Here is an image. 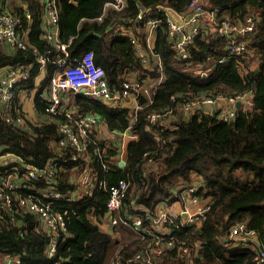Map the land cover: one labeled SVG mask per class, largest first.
I'll return each instance as SVG.
<instances>
[{
  "label": "trees",
  "instance_id": "16d2710c",
  "mask_svg": "<svg viewBox=\"0 0 264 264\" xmlns=\"http://www.w3.org/2000/svg\"><path fill=\"white\" fill-rule=\"evenodd\" d=\"M108 1L56 0L59 41L68 44L69 53L77 58L92 51L112 87L121 89L124 81L135 76L141 84L152 88L159 77L158 69L149 70L143 66L128 37L110 34L115 21L129 19L141 10L137 0H127L121 10L111 6L105 9ZM140 1L145 8L165 4L180 13H185L192 2ZM205 3L219 16L233 21H242L248 14L259 16L258 29L244 56H229L224 63H210L209 74L202 76L194 68L197 61L210 54L224 53V41L217 40L213 33L204 39L197 37L192 57L179 60L166 24H162L154 51L162 58L165 78L153 99L140 93L139 102L143 107L137 111L130 107L112 108L81 93L71 91L67 95L68 102L73 100L68 103L69 107L77 112L95 114L106 121L109 128L119 132L131 125L137 135L128 143L124 167L113 158L120 153L119 142L102 143L107 151L108 172H102L99 157L91 147L89 149L99 178L109 185L120 179L129 181L128 195L113 213L115 216L123 219L137 212L133 210L132 199L145 206L148 212L153 211L157 203L167 200L177 182H197L198 194L211 198V208L200 227L188 226L173 232L174 239L187 242L189 250L184 252L176 245L156 255L147 247L150 236L139 237L125 228L122 221L115 224L112 233L103 230L95 219L103 218L107 212L109 193L96 189L90 197L61 200L55 204L56 209L66 211L67 227L61 231L56 254L52 257L46 249L53 236L38 226L33 212L22 209L17 200H13L15 212L12 215L1 216L3 210L0 209V252L20 256L23 264H111L115 261L127 264L138 252L150 254L157 264H264V259L257 255L259 249L264 250V0H205ZM5 6L19 17L23 31L29 25L28 46L11 47L0 43V70L5 66L29 67L28 88H37L34 96L37 118L28 120L29 128H16L6 122L0 106V154H18L40 167L56 160L59 188H78L75 181L82 171L70 170L78 166V162H66L65 151L56 144L60 136L59 124L65 120V115L57 114L52 119L46 115L47 88L62 68L60 60L64 52L44 37L46 13L41 0H0V11ZM27 12L31 19L27 18ZM159 14L165 16L164 12ZM39 55L45 57L44 64L39 62ZM255 58L259 71L251 67ZM42 68L46 74L36 84ZM218 90L229 94L248 93L236 118L222 120L213 107L186 112L177 108L178 104L171 97L175 93L193 97ZM172 105L176 108L174 113L179 110L176 115H166L158 125L150 122L147 117L150 111ZM10 167L0 164V174L10 171ZM45 186L42 180L34 179L27 182V187L19 188V193L26 197L37 194L36 191ZM241 222L255 229L257 238L248 240L238 236L229 240L227 234ZM198 228H201L200 233ZM128 264L144 263L133 260Z\"/></svg>",
  "mask_w": 264,
  "mask_h": 264
},
{
  "label": "built area",
  "instance_id": "2783aa9c",
  "mask_svg": "<svg viewBox=\"0 0 264 264\" xmlns=\"http://www.w3.org/2000/svg\"><path fill=\"white\" fill-rule=\"evenodd\" d=\"M41 2L49 21L44 37L55 42L57 48L64 52V57L60 60L62 68L53 76L47 88L46 115L50 119L57 114L65 115V120L59 124L60 136L56 144L65 151L66 162H78L79 167L73 166L70 170L74 172L81 170L82 172L75 181L78 188L61 190L55 173L56 160H51L40 167L26 161L18 154L11 152L0 154V156L5 157V159H0V164L11 166L10 171L0 174V209L3 210L1 216L4 214L12 215L15 212L12 208V202L15 199L19 207L33 212L39 223L38 226L42 230L49 231L53 236L46 249L48 256L52 257L56 254L61 231L67 227L66 211L56 209L55 204L61 200L72 201L90 197L96 189H99L109 193L107 212L104 217L109 218L112 224H118L122 221L139 237L145 239L150 236L147 247L152 248V252L156 255L160 254L163 249L172 248L176 245L179 249L187 252L189 250L188 243L176 241L173 232L188 226L200 227L206 220L211 208V198L198 194L199 186L196 182H180L175 183L174 190L165 200L169 205L157 206L151 212H142L140 205L132 199L133 210L137 212L132 213V215H125L123 219L115 216L113 213L119 210L128 195L129 181L120 179L117 183L109 185L105 179L99 178L89 149L91 147L93 153L99 157L102 172H108L109 165L105 162L107 151L106 148L102 147V143L110 141H103L98 131L103 120L95 114L79 113L74 108L69 107L67 95L71 91L81 93L112 108L125 107L124 104L128 97L134 96L130 108L137 111L143 107L139 102L140 93L143 92L148 98L153 99L159 84L165 78L162 58L154 51L158 30L162 24H166L167 33L179 60H187L192 57L191 51L197 37L204 39L213 33L217 40L224 41L222 45L224 53L217 56L207 55L203 60H198L194 66L199 74L207 76L210 63H224L229 56L242 57L249 51L253 34L258 29L260 22L259 16L248 14L242 21H233L226 16H219L215 10L208 8L205 0H192L185 13H180L174 9L180 16L179 20L169 11L172 7L165 4L140 8L141 10L135 16L125 19V22H130L132 25L121 23L114 28L118 35L127 36L130 39L136 56L143 66L149 70L154 69V65L150 64V56L156 57L159 77L152 83V88L147 84H141L137 79H128L123 82V87L119 89L116 86L112 87L106 79L105 70L102 65L96 63L92 51L84 52L76 60L70 59L68 44L60 42L58 39L59 15L56 0H41ZM126 5L127 0H110L105 4V9L111 6L121 10ZM23 6L24 8L27 7L26 4ZM159 12H164L165 16H161ZM27 18L31 19V14L28 12ZM138 27L143 29L142 35L135 33V28ZM22 28L19 17L15 16L5 6L0 11V43L26 48L28 46L29 25L25 27L24 31ZM38 59L41 64L46 61L42 55H39ZM30 77L31 72L28 66H5L0 70L1 111L6 122L16 128H29L22 100L28 98L31 93V89L28 88ZM248 96V93L229 94L218 90L193 97L183 93H175L171 97L172 101L178 104L177 108L180 107L186 112L195 108L203 109L211 106L215 108L220 119L227 121L236 118L238 110L236 103L238 101L243 103ZM174 109L176 108L173 105L169 108L155 109L150 111L147 117L152 124L158 125L159 120L166 115H176L179 110L174 113ZM125 133L129 134L132 140L137 137L131 129V125L120 134L124 135ZM118 141L120 146V140ZM122 152L123 147L120 146V153L113 156L118 164L119 160L126 161V158H121ZM34 179L42 180L46 186L36 191L37 194L31 193L26 197L21 195L19 188L27 187V182ZM38 194H42L44 198ZM176 202L180 204L177 210L173 207ZM238 236L252 240L257 238V232L241 222L233 226L227 234L229 240H234ZM257 255L264 259V250L259 249ZM8 258L5 264H23L18 255H9ZM133 260H141L144 264H157L150 254L146 255L144 252L136 253L128 259V262ZM111 264H119V261Z\"/></svg>",
  "mask_w": 264,
  "mask_h": 264
},
{
  "label": "crops",
  "instance_id": "0c3cea01",
  "mask_svg": "<svg viewBox=\"0 0 264 264\" xmlns=\"http://www.w3.org/2000/svg\"><path fill=\"white\" fill-rule=\"evenodd\" d=\"M140 6V5H139ZM115 23V25H114V27H116V25H118V24H121V23H126V24H128L127 22H125V19L124 18H120V19H118L117 21H115L114 22ZM48 25H49V21H48V17H47V15H46V21H45V23H44V27L47 29L48 28ZM112 28L111 29V31H110V34H111V36H116V35H118V33L115 31V28ZM143 29L141 28H135V33L137 34V35H142L141 34V31H142ZM58 33H59V31H58ZM123 36V35H122ZM127 37V36H126ZM104 38V37H103ZM105 39V38H104ZM9 45V44H8ZM9 46H11V45H9ZM12 47V46H11ZM70 59H74V60H76L77 59V56L76 55H74V54H71L70 55ZM71 61H73V60H71ZM45 74H46V72H45V69H42L41 71H40V75L39 76H41L42 78H40V79H38V81H36V84H38V83H40V81L43 79V77L45 76ZM153 82V81H152ZM151 82V83H152ZM36 90H37V88L35 87L34 89H32L31 90V93L29 94V96H28V98H26V99H23L22 100V105H23V109H24V111H25V113H26V117H27V119L28 120H31V121H33V120H36V118H37V109H36V107H35V105H34V96H35V93H36ZM34 94V95H33ZM33 95V102H32V100H31V96ZM134 101V96H129L128 97V100H126L125 101V104H124V106L125 107H130L131 106V104H132V102ZM69 102H72L73 103V100H70L69 99ZM211 107V106H210ZM98 131H99V133H100V135L102 136V137H104V139H106L107 141L109 140V141H112V140H115L116 142L118 141V140H120V146L121 147H123V152H122V154H121V158H126V151H127V146H128V143L132 140L131 138H130V136H129V134H127V133H125L124 135H122V134H120L121 132H119V131H117V130H113L112 128H109L108 126H107V123H106V121H103L100 125H99V129H98ZM119 142V141H118ZM169 205L166 201H162V202H159V203H157L156 204V207L157 206H163V205ZM179 206H180V204L178 203V202H176L175 204H174V209L175 210H177L178 208H179ZM155 207V208H156ZM140 208L143 210V211H148V209L145 207V206H143V205H140ZM92 217H93V215H91ZM96 218V217H95ZM97 222H98V224H99V226L103 229V230H105V231H107V232H110V233H112V232H114L113 230H114V228H115V224H112L111 222H110V219L109 218H107V217H103V218H100L99 220H97V219H95ZM125 225V228H129V226H127L126 224H124ZM129 229H131V228H129ZM132 230V229H131ZM4 254V260L2 261V262H0V264H5V262L9 259L8 258V256L9 255H7L6 253H3Z\"/></svg>",
  "mask_w": 264,
  "mask_h": 264
},
{
  "label": "rangeland",
  "instance_id": "374dc122",
  "mask_svg": "<svg viewBox=\"0 0 264 264\" xmlns=\"http://www.w3.org/2000/svg\"><path fill=\"white\" fill-rule=\"evenodd\" d=\"M157 37H158V35H157ZM158 61L156 60V57H154V56H150V64L151 65H154V67L155 68H157L158 67V63H157ZM251 67L252 68H258V61L256 60V58H255V61L251 64ZM158 69V68H157ZM40 78H42L41 76H38L37 77V79H36V81H38V79H40ZM131 80H133V79H135V76H131V78H130ZM122 85H123V83H122ZM34 95V94H33ZM33 95L31 96V100H32V102H33ZM249 97V96H248ZM247 105H249L248 103H247ZM208 108H211L210 106H207V109ZM101 136V135H100ZM102 137V136H101ZM103 139H104V137H102ZM109 141V140H108ZM0 159H5V157L4 156H0ZM177 183H180V182H177ZM197 183V182H196ZM198 184V183H197ZM199 185V184H198ZM129 230H131V229H129ZM134 233V232H133ZM119 237V236H118ZM7 255H9V254H7ZM4 260V254H3V252H0V262H2Z\"/></svg>",
  "mask_w": 264,
  "mask_h": 264
},
{
  "label": "water",
  "instance_id": "95a60500",
  "mask_svg": "<svg viewBox=\"0 0 264 264\" xmlns=\"http://www.w3.org/2000/svg\"><path fill=\"white\" fill-rule=\"evenodd\" d=\"M137 2H138V4L140 5V8H141V9H144V8H145V7L143 6V4L141 3L140 0H137ZM169 11L172 13V15L175 16L176 19H178V20L180 19L179 14H178L173 8H170ZM256 71H259V68H256ZM241 105H242V102H241V101H238V102L236 103V106H237L238 108L241 107ZM215 114H217V112H216ZM119 164H120V166L123 167V166L126 165V161H125V160H119ZM81 220H82V219H81ZM197 232L200 233V232H201V228H198V229H197Z\"/></svg>",
  "mask_w": 264,
  "mask_h": 264
}]
</instances>
